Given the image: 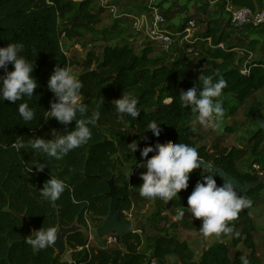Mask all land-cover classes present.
I'll return each instance as SVG.
<instances>
[{
	"label": "trees",
	"instance_id": "16d2710c",
	"mask_svg": "<svg viewBox=\"0 0 264 264\" xmlns=\"http://www.w3.org/2000/svg\"><path fill=\"white\" fill-rule=\"evenodd\" d=\"M91 1L0 0V47L9 43H22L24 49L20 54L34 62L32 75L38 85L31 98L24 97L16 102L0 100V264H69L62 257H57L51 247L34 251L27 242L32 235V228L28 224H32L36 231L57 227L58 222L63 227L74 223L85 227V215L90 214L99 219L101 226L108 215L110 203L105 197L108 187L104 180L113 177L111 172H115L124 162L134 159L140 163L143 158L139 149L145 146L186 143L195 147L200 160L218 172L221 184L230 182L238 193L252 200V206L262 190L260 177L250 167L249 171L243 172L238 166V162L247 155V149L217 147L210 152L203 146H197L193 121L198 114L183 107L179 98L183 91L193 86L200 90L201 74L212 76L214 82L223 77L227 87L220 97L225 109L221 122L250 102L247 110L249 115L258 114L257 129L249 139L250 152L259 157L257 162L260 167H264V107L255 100L256 93L264 89V64L251 61L243 73L235 59L240 44L229 42L226 33L211 26L207 27L204 34L211 46L203 50V67L196 76L189 74L188 56L182 54L171 60L161 55L153 56L155 48L149 44L144 45L140 52H136L130 44L122 43L105 46L99 56L87 53L80 64L83 71L78 78L84 85L81 91L89 115L96 109L97 101L104 98L99 108L100 117L92 128L91 140L59 159L49 158L30 146L19 152L12 147L17 141L27 145L35 138L52 139L53 129L60 134L74 129L75 121L66 127L55 118L45 120L46 111L50 110L51 102L56 99L48 89L47 82L56 66L69 68L71 65L61 49L62 36L69 37L73 31L81 35V28L102 37V34H106L103 29L87 30L96 21V15L88 10ZM230 1L235 7L251 10L260 8L263 2ZM68 14L72 15L67 17ZM64 21L70 23L69 30H60L59 24ZM117 30V25L112 27V31ZM175 32H181V28ZM219 44L223 47H218ZM12 69L13 66L9 64L8 71ZM0 75H4L2 69ZM122 95L138 99L137 107L141 112L136 119L129 115H125L123 120L119 118L114 100ZM21 103H27L34 110V120L27 123L22 120L18 111ZM153 121L159 124V137L147 130L148 124ZM131 143L139 146L135 152H131L128 147ZM152 155L154 153H149L148 157ZM37 162L45 163L47 167L40 171L35 166ZM51 176L62 179L68 185L54 205L46 201L39 191ZM114 181L118 186L125 185L126 180L124 176H118L114 177ZM188 185L186 190H181L178 197L167 204L155 200V206L167 209L174 215L178 210L184 211L181 221L170 220L172 228L181 225L200 231L201 219L194 220L187 209L188 197L195 187L190 177ZM117 192L118 213L123 216L131 208L133 200L128 190L118 188ZM252 206L244 209L239 218L231 222L234 231L240 235H222L198 260L194 259L185 242L168 234H157L151 238L149 256L141 250L142 239L136 232L118 237L125 246L124 250L98 248L89 251L82 232L69 235L66 246L72 251L71 261L74 264H151V261L164 264L169 257L177 258L179 264H243L245 257L249 264H261L251 236L254 230L250 213ZM154 219L158 218H150V221ZM162 219L165 223L169 222L166 218ZM191 219L192 222L189 221ZM228 238L233 248L244 245L249 254L231 259L229 249L223 242ZM77 247L82 249L77 251Z\"/></svg>",
	"mask_w": 264,
	"mask_h": 264
},
{
	"label": "clouds",
	"instance_id": "9594fccd",
	"mask_svg": "<svg viewBox=\"0 0 264 264\" xmlns=\"http://www.w3.org/2000/svg\"><path fill=\"white\" fill-rule=\"evenodd\" d=\"M22 43H9L5 47H0V69L4 75H0V100L16 102L24 97L31 98L34 89L37 88V80L32 75L34 62L29 61L20 53L23 51ZM13 69L8 71V65ZM200 90L197 86L183 91L179 96L182 106L190 108L197 113V120L205 128L216 129L224 119L225 109L220 99L223 89L227 87V81L220 77L213 81L212 76L201 74ZM47 87L56 98L51 102L50 110L47 112L48 118H55L60 124L66 127L75 121L74 129L66 131L65 134L52 130V139L35 138L31 139L26 145L23 141L15 142L12 147L18 152L30 146L38 153H42L49 158H62L69 152L83 145H86L92 138V128L95 127L99 117V108L104 103L101 97L97 101L96 109L89 115V108L84 103L82 89L83 82L75 75L70 68L56 66L50 75ZM116 111L123 120L125 115L132 118L140 114L137 107L138 99L130 95H122L121 98L114 100ZM171 102V99L168 101ZM18 111L22 120L27 123L35 119V112L29 108L27 103H21ZM158 123L151 122L147 130H151L153 136L159 137L161 132ZM131 152L138 149L137 143L128 145ZM140 150L143 158L137 165L145 168L146 171L140 174L143 183L139 186L140 195L150 200H161L164 203L172 201L178 197L181 190L188 188L189 174L194 169L201 167L199 153L195 147L186 143H156L155 146H145ZM149 153H154L150 158ZM36 168L43 171L45 163L37 162ZM31 171V169H30ZM68 185L55 176H51L43 187L39 190L41 196L51 204H55L61 197ZM252 200L242 196L230 182H224L217 186L214 174L211 172L202 176V180L197 181L194 190L188 197V211L192 217L201 219L200 231L205 237L222 235L236 236L231 222L239 218L244 209L252 206ZM184 211L178 210L172 216L174 222L181 221ZM29 236L27 242L34 251H40L53 246L58 238L57 227L40 228ZM243 264H249L248 259L243 258Z\"/></svg>",
	"mask_w": 264,
	"mask_h": 264
},
{
	"label": "rangeland",
	"instance_id": "374dc122",
	"mask_svg": "<svg viewBox=\"0 0 264 264\" xmlns=\"http://www.w3.org/2000/svg\"><path fill=\"white\" fill-rule=\"evenodd\" d=\"M161 1V0H159ZM76 2V1H75ZM148 0H92L88 10L91 14L96 15V21L92 27L94 30L103 29L106 34H99L92 32H85L82 28L79 29V33L71 32L69 37L62 36L61 49L64 52L68 60L71 61L70 69L77 75L82 73L83 69L80 64L85 60L87 53H91L95 56L102 54L103 48L107 45H120L127 43L132 46L136 52H140L144 45H147L146 38L143 32H137L132 30L131 24L125 17H114L108 13L109 8L114 7L117 10V14L121 13H142L147 9ZM180 2L185 5V0H162L159 2L160 9L163 12V5H167L168 10L172 11V14L178 15L175 12H179L181 6ZM194 9L200 10L201 15H191L187 13V20H195L196 30L194 31V50L198 53L197 56H191L193 59L189 60V74L196 76L200 66L205 58L203 50L211 46L209 40H205L204 34L207 27L216 28L219 31L226 33L229 36V42L239 43V47L236 49V62L242 68L244 72L246 65L251 61H260L264 64V31L260 28H235L231 26L227 20V14L224 11L225 0H194ZM205 2V4H204ZM213 2V3H211ZM200 5V7L197 6ZM204 4V5H203ZM182 10V9H181ZM197 11V10H196ZM203 11V12H202ZM75 12V10L73 11ZM72 14H68L67 17ZM163 16L167 20L168 12H163ZM77 25V21H75ZM121 22V23H119ZM117 25V31H112V27ZM70 23L66 21L59 24L60 30L70 29ZM177 26H173L174 29ZM78 29V28H77ZM78 31V30H75ZM112 32V33H111ZM200 38L201 41L196 40ZM131 39V40H130ZM196 43V44H195ZM153 56L161 55L166 57L168 60L175 57V50H171L168 54H163L158 48L154 49ZM180 51V50H179ZM179 55V53H178ZM181 55V54H180ZM189 57V58H191ZM94 68V67H93ZM255 100L260 102L264 107V89L256 93ZM250 102H247L237 113L230 116L225 121L220 122L219 127L216 129L205 128L200 125L197 116L193 121V126L197 134V146H203L210 152L215 148H244L247 149V155L238 162L239 168L245 172L249 171V167L255 171V165H259L257 160L259 157L254 156L250 152L249 139L257 129V116L249 115L248 107ZM263 113V112H261ZM139 163L135 162L134 159L124 162L122 166L118 167L115 172H111V175L115 178L118 176L125 177V185H118V188H124L128 190L129 195L132 197L133 204L131 208L123 213V217L130 220L132 224L133 233L136 232L142 239L141 250H143L147 256L150 255L151 238L155 235L168 234V236L174 237L180 242H185L191 252L194 255V259L198 260L200 255L218 238L215 236L205 237L201 231L194 228L187 229L183 226L178 228H172L170 221L174 213L164 208H156L155 200L142 197L140 195L139 186L143 183L140 174L145 172V168L138 167ZM201 167H198L189 174L192 178L194 186L197 181L202 180L203 175L211 172L214 174L217 186H221V177L218 172L212 168L209 164L204 163L200 160ZM258 176L262 183V190L259 193L258 199L255 200L250 213L251 219L254 226V230L251 233L252 240L255 243V254L259 258L261 264H264V167H260ZM151 213V214H150ZM150 218H158L150 221ZM168 220V223L164 222V219ZM195 220V218H194ZM86 225L81 230L82 234L87 239V249L92 251L98 249L102 240L96 234V229L99 228V219L92 217L90 214L85 215ZM193 221V219L189 220ZM223 242L226 243L231 259L235 257H245L249 254V250L244 245H239L236 248L231 246L230 239H225ZM109 249L124 250L125 246L117 240L116 245L111 246ZM81 248L77 247V251ZM72 251L66 246L65 254L62 257L66 262H71ZM155 262V261H154ZM164 264H179L177 258L169 257L166 259Z\"/></svg>",
	"mask_w": 264,
	"mask_h": 264
},
{
	"label": "built area",
	"instance_id": "2783aa9c",
	"mask_svg": "<svg viewBox=\"0 0 264 264\" xmlns=\"http://www.w3.org/2000/svg\"><path fill=\"white\" fill-rule=\"evenodd\" d=\"M224 11L227 14L229 24L235 28H260L264 31V0L260 8L251 10L246 7H235L230 0H225ZM108 13L114 17H125L130 21L131 28L137 32H143L146 43L154 48H158L163 54H168L172 49L179 48L185 56H197L194 50L193 35L196 30L195 20H187L181 26V32H174L169 29L166 18L159 6V0H149L147 9L139 14L121 13L117 14L114 7L109 8ZM218 47H223L219 44ZM244 71L243 73H245ZM255 173L258 175L260 166H253ZM102 240L100 249H108L116 245L118 236L109 234L99 238ZM87 248V246H86ZM82 249V248H81ZM88 250V249H87ZM74 264V262H68ZM151 264H155L151 261Z\"/></svg>",
	"mask_w": 264,
	"mask_h": 264
},
{
	"label": "water",
	"instance_id": "95a60500",
	"mask_svg": "<svg viewBox=\"0 0 264 264\" xmlns=\"http://www.w3.org/2000/svg\"><path fill=\"white\" fill-rule=\"evenodd\" d=\"M105 184L108 187V192L105 194L110 201L108 215L103 221L102 225L96 229V234L99 238L109 234H115L118 237H122L126 234L133 233L131 221L124 218L121 214L118 213V186L115 184L114 177L110 179H105ZM151 214V213H150ZM22 220H25L24 216H21ZM32 228V236L35 238V228L32 224H28ZM58 228V238L53 246H50L54 251L57 257H63L66 250V239L69 235L76 232H81V226L76 223L72 224L69 227H63L60 222L57 225Z\"/></svg>",
	"mask_w": 264,
	"mask_h": 264
},
{
	"label": "crops",
	"instance_id": "0c3cea01",
	"mask_svg": "<svg viewBox=\"0 0 264 264\" xmlns=\"http://www.w3.org/2000/svg\"><path fill=\"white\" fill-rule=\"evenodd\" d=\"M162 1V0H161ZM161 1H159V2H161ZM182 1H184V0H182ZM194 0H185V2H186V4L184 5L183 4V2H180V4H181V6H183V7H180L179 9V11H181V14H179V12H175V13H177L178 15H174V14H172V11H169L168 10V6L165 4V5H163L162 7H163V12H168V16H167V23H168V26H169V29L170 30H172V31H176L177 29H174L173 28V26H177L176 28H181V25L183 26V24L186 22V17H187V13H191V11L193 12L191 15H201V13H200V10H198V9H194V2H193ZM217 1V0H216ZM148 2H149V0H148ZM148 2H147V4H148ZM211 3H213V2H211ZM204 4H205V2H204ZM203 4V5H204ZM197 6L198 7H200V5L199 4H197ZM182 9V10H181ZM197 10V11H196ZM203 12V11H202ZM133 14V13H132ZM134 14H139V13H134ZM127 19V18H126ZM127 21H129L128 19H127ZM130 22V21H129ZM119 23H121V22H119ZM131 40V39H130ZM196 40H198V41H201V39L200 38H196ZM196 44V43H195ZM173 50H175L174 52H175V55L176 56H180V54L182 55V53H181V49H179V48H174ZM180 50V51H179ZM178 53H179V55H178ZM191 57V56H190ZM193 58L191 57V58H189V60H192ZM203 67V63H202V65L200 66V69Z\"/></svg>",
	"mask_w": 264,
	"mask_h": 264
}]
</instances>
